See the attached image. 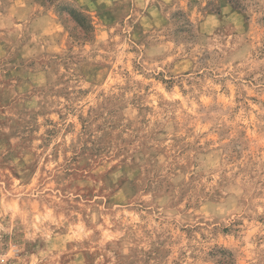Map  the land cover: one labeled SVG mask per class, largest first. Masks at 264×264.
<instances>
[{"label":"rangeland","instance_id":"374dc122","mask_svg":"<svg viewBox=\"0 0 264 264\" xmlns=\"http://www.w3.org/2000/svg\"><path fill=\"white\" fill-rule=\"evenodd\" d=\"M0 0V264H264V0Z\"/></svg>","mask_w":264,"mask_h":264},{"label":"trees","instance_id":"16d2710c","mask_svg":"<svg viewBox=\"0 0 264 264\" xmlns=\"http://www.w3.org/2000/svg\"><path fill=\"white\" fill-rule=\"evenodd\" d=\"M39 1H42V3L44 4L46 3L50 4V2H52V0H39ZM228 2L233 9L244 11V8L241 6V3L238 0H229Z\"/></svg>","mask_w":264,"mask_h":264}]
</instances>
